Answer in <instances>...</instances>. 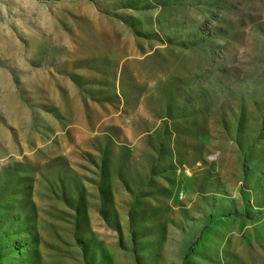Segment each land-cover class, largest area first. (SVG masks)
I'll list each match as a JSON object with an SVG mask.
<instances>
[{
  "label": "rangeland",
  "instance_id": "obj_1",
  "mask_svg": "<svg viewBox=\"0 0 264 264\" xmlns=\"http://www.w3.org/2000/svg\"><path fill=\"white\" fill-rule=\"evenodd\" d=\"M0 264H264V0H0Z\"/></svg>",
  "mask_w": 264,
  "mask_h": 264
}]
</instances>
